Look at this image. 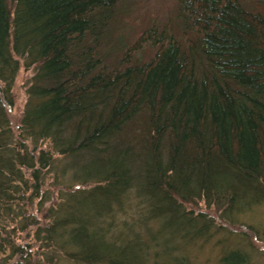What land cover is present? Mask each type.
<instances>
[{"label":"trees","instance_id":"trees-1","mask_svg":"<svg viewBox=\"0 0 264 264\" xmlns=\"http://www.w3.org/2000/svg\"><path fill=\"white\" fill-rule=\"evenodd\" d=\"M144 1L0 0V264H55L17 239L59 162L80 186L36 237L90 264H142L161 245L185 258L178 246L264 204V0H175L168 15ZM132 192L142 230L116 219Z\"/></svg>","mask_w":264,"mask_h":264},{"label":"rangeland","instance_id":"rangeland-1","mask_svg":"<svg viewBox=\"0 0 264 264\" xmlns=\"http://www.w3.org/2000/svg\"><path fill=\"white\" fill-rule=\"evenodd\" d=\"M145 1L144 4L147 8L160 10L168 15L172 12V6L175 0ZM33 74V70L26 69V67L22 66L17 75L16 85L14 87L16 101L14 106L8 109L11 124L16 132L18 131L20 120L25 110L28 99L26 90ZM47 144L48 142L45 143V145ZM65 165L66 163L59 162L60 167L50 171L46 175V181L42 187V194L35 197L34 202L29 205L35 223L31 224L28 230L22 231L21 235H18L17 243L33 246L32 249L36 252L35 261L47 263L48 259L41 252L55 248V264H90L68 257L64 250H59L58 246H49L45 239H43V232L36 237V232L39 227L45 228L54 222V217L51 216V213L62 205L66 197L62 193L63 190L70 191L74 187L78 188L80 186L79 182L73 177L74 168L71 167L65 175L62 174ZM143 206L144 203L139 199L137 193L132 192L129 195V199H127L125 208L118 212L116 219L120 223L124 220L137 221V229L142 230L145 227L141 223ZM89 217L92 220L96 219L93 214H90ZM216 222L218 223L219 220L217 219ZM160 223L159 220H151L148 222L154 230L160 227ZM249 225L251 228H249ZM97 226L102 227V216L96 220L95 225L90 227L95 228ZM179 248L180 246H178L179 255L184 254L185 251L188 256L178 258L175 252L167 251L164 253V245H161L159 249L162 250V255L159 257L151 256L147 260L143 259L144 262L142 264H222L221 256L234 248L248 252L250 258L249 264H264V204L255 206L253 209L240 215L236 223L227 225L225 229L215 231L208 241L199 240L197 243L185 247L182 245L181 251H179ZM11 261H14V259ZM93 264H102V262Z\"/></svg>","mask_w":264,"mask_h":264}]
</instances>
